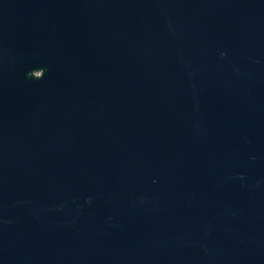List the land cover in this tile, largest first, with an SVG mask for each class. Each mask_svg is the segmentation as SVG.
Returning <instances> with one entry per match:
<instances>
[{
  "label": "water",
  "instance_id": "95a60500",
  "mask_svg": "<svg viewBox=\"0 0 264 264\" xmlns=\"http://www.w3.org/2000/svg\"><path fill=\"white\" fill-rule=\"evenodd\" d=\"M0 264H264V0H0Z\"/></svg>",
  "mask_w": 264,
  "mask_h": 264
}]
</instances>
